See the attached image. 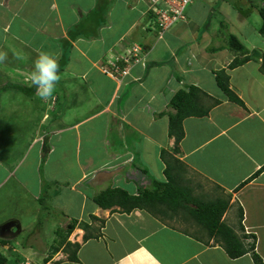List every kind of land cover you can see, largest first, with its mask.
Returning <instances> with one entry per match:
<instances>
[{
    "label": "crops",
    "instance_id": "obj_1",
    "mask_svg": "<svg viewBox=\"0 0 264 264\" xmlns=\"http://www.w3.org/2000/svg\"><path fill=\"white\" fill-rule=\"evenodd\" d=\"M154 1L0 0V51L7 53L0 63V264H255L253 252L264 264V75L260 59L227 68L235 53L226 23L248 52L258 51L242 33L252 24L245 9L257 12V0H193L163 34ZM133 45L143 49L141 63L121 81L103 73L106 60ZM42 51L60 64L48 100L30 81ZM222 69L243 106L217 87ZM190 86L208 95L203 105L211 109L183 120L174 150L169 102ZM164 153L178 161L164 202L143 195L144 208L130 212L94 204L106 189L136 197L167 183ZM212 203L226 207L220 222L245 249L254 243L253 252L231 259L221 237L197 221ZM46 215L65 221L49 225ZM72 220L88 228L77 224L63 240L59 232ZM66 243L79 245L76 262L66 258L74 249Z\"/></svg>",
    "mask_w": 264,
    "mask_h": 264
},
{
    "label": "trees",
    "instance_id": "obj_2",
    "mask_svg": "<svg viewBox=\"0 0 264 264\" xmlns=\"http://www.w3.org/2000/svg\"><path fill=\"white\" fill-rule=\"evenodd\" d=\"M101 1L104 2V0ZM256 9L261 19V23L258 28V33L264 36V5H262L261 7L257 6ZM227 47L229 48V50L235 53V58L227 66L228 69H234L253 59L251 56L248 55L249 52L245 48V46L234 35L228 36ZM255 57H257V61L260 59L259 72L264 75V56L261 55L260 57H258L257 52V55H255ZM228 79V75L226 74L224 69L215 73V81L217 87L227 97L228 101L243 106L242 101L229 88ZM33 89L35 90V87ZM207 96L208 95L203 92L200 88L196 86H190L186 90H179L170 100L169 107L172 112L168 115V134L170 137L174 138V150H176V147L184 136L182 128L183 120L189 117H204L208 114L211 107H206L205 105H203V97ZM217 103H219V101L216 100L213 104L216 105ZM48 151L49 147L47 143H44L42 147L41 162H43ZM162 157L166 164L165 173L167 175V183H161L159 184V188L154 190L153 192H144L136 197L130 196L120 189H106L97 193L93 197L94 204L98 208L104 210L111 209L114 206H119L123 212H130L135 208H144L145 204L143 203V195H156L155 197H157V195H160V202H164L166 199L164 197L166 195H172L174 191V178L176 176L172 174V171L176 169V166L173 162L178 161L171 158V156H169L168 160L165 156V153L162 154ZM184 191L185 189L182 188L180 190V194L184 195ZM225 208L226 207L223 206L221 207V205H219L218 203L209 204L198 210L197 221L201 223L203 227H205L209 231L210 234H214L221 237L223 247L227 255L231 259L243 256L249 251L253 252L254 243L250 245L249 250L245 249L244 246L238 241L233 231L220 222L222 212ZM77 224L85 230H87L88 228L87 223H78L76 220H72L67 225L65 232H59L60 236H64L63 240H65L67 236L71 234ZM87 237L88 236L85 234L83 236V240H86ZM66 246L74 248L73 250H70V253L67 257L68 261L76 262V253L79 245H72L70 243H66ZM252 259L254 260L255 264H262L260 257L254 252L252 253Z\"/></svg>",
    "mask_w": 264,
    "mask_h": 264
},
{
    "label": "built area",
    "instance_id": "obj_3",
    "mask_svg": "<svg viewBox=\"0 0 264 264\" xmlns=\"http://www.w3.org/2000/svg\"><path fill=\"white\" fill-rule=\"evenodd\" d=\"M193 0H156L153 2L150 11L154 16V21L159 34L168 31L177 22L184 20L185 9ZM143 49L139 45H133L126 54L114 56L106 60L101 66L103 73L107 76L121 81L129 74L130 67L141 63L143 59Z\"/></svg>",
    "mask_w": 264,
    "mask_h": 264
},
{
    "label": "clouds",
    "instance_id": "obj_4",
    "mask_svg": "<svg viewBox=\"0 0 264 264\" xmlns=\"http://www.w3.org/2000/svg\"><path fill=\"white\" fill-rule=\"evenodd\" d=\"M6 60L7 53L0 51V63ZM60 80V64L57 56L49 52H40L30 74V81L35 87L36 95L42 100L52 98Z\"/></svg>",
    "mask_w": 264,
    "mask_h": 264
},
{
    "label": "rangeland",
    "instance_id": "obj_5",
    "mask_svg": "<svg viewBox=\"0 0 264 264\" xmlns=\"http://www.w3.org/2000/svg\"><path fill=\"white\" fill-rule=\"evenodd\" d=\"M262 5H264V0H257V6H262ZM247 7V6H246ZM226 9H228V8H226ZM247 12H252V16L251 17H249V20H250V22L252 23L251 25H244V30L242 31V33H243V35H245L244 37H246L247 38V41L249 42V43H251V44H253V45H257V52H258V57H260L261 56V53L260 52H263L262 50H260V48H262V46L264 45V36H262V35H260V34H256V32H255V30H254V28L253 27H256L257 26V28H259V25H260V23H261V19H260V17H259V15H258V13L255 11V8H253V9H250V8H247V9H245ZM227 15H232L233 14V10L232 9H228V12L226 13ZM230 15V16H231ZM233 16V15H232ZM257 17V18H256ZM252 18H254L255 20H252ZM259 22V23H258ZM257 24V25H256ZM226 26L228 27V30H229V32H231L232 31V33L234 34V35H236V33H235V28H233V30H232V26L231 25H229V23H226ZM236 27V26H235ZM257 31H258V29H257ZM237 32V31H236ZM237 36L239 37V35L237 34ZM251 44H249V45H251ZM257 52L255 53L254 51H250L249 53H248V55L249 56H251L253 59L252 60H255V59H257V57H255V55H257ZM234 59V58H233ZM259 64H260V62H259ZM216 88L214 87V90H215ZM215 91H217V89L215 90ZM63 187V186H62ZM61 187V188H62ZM59 189V188H58ZM58 189L56 190V192L58 191ZM63 190H64V192H69L68 191V189L65 187V188H63ZM60 194V193H59ZM42 197H43V194H42ZM54 199H57L58 200V196H52ZM52 197H51V199H52ZM52 201V200H51ZM92 208V204H88V208ZM63 210V209H62ZM57 212V211H56ZM62 212V211H61ZM64 212H65V210H64ZM49 213V212H48ZM48 213H46V214H48ZM57 213H60V212H57ZM65 213H67V212H65ZM68 214V213H67ZM62 220H64L65 221V219L62 217V215H57V216H54V219H52V218H50V215L48 216V215H46L45 216V220H44V222L45 223H48L49 225L51 224L50 222H60V221H62ZM43 222V223H44ZM43 226H44V224H43ZM24 235V234H23ZM23 235L21 236L22 238H24L23 237ZM20 240H22V239H20ZM68 257V256H67ZM66 257V258H67ZM13 258V257H12ZM12 258H11V260H12ZM15 258V257H14ZM20 259H22V258H20ZM62 259H64V258H59V260H62ZM67 260V259H66ZM25 261V260H24ZM31 264H34V263H31ZM53 264H55V262L53 263Z\"/></svg>",
    "mask_w": 264,
    "mask_h": 264
}]
</instances>
